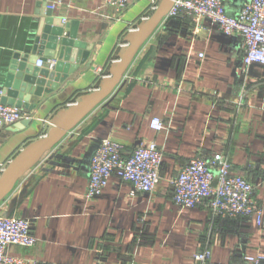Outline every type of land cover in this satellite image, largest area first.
Returning <instances> with one entry per match:
<instances>
[{
    "label": "crops",
    "instance_id": "obj_1",
    "mask_svg": "<svg viewBox=\"0 0 264 264\" xmlns=\"http://www.w3.org/2000/svg\"><path fill=\"white\" fill-rule=\"evenodd\" d=\"M160 1L140 0L117 11L102 0H0V102L21 101L9 94L17 62L44 60L38 55L48 51L47 39L39 44L43 20H62L64 36L74 32L90 48L87 63L53 93L32 95L30 108L23 105L30 119L19 123L22 129L0 130V175L47 134L59 111L99 88L127 35ZM224 1L234 16L244 0ZM45 2H59L51 18L41 8ZM196 26L190 17L164 20L111 102L70 131L0 204L3 216L31 219L37 239L31 248L12 247L11 255L39 264H199L195 255L209 250L207 264H242L245 256L264 254V224L256 218H217L205 206L182 208L172 199L170 182L192 159L221 154L232 173L254 184L255 201L264 204V66H245L240 36L225 35L208 20L199 32ZM43 63L32 73L51 68ZM155 118L163 120L164 131L152 128ZM105 139L123 144L127 153L157 143L164 154L162 180L152 194L133 192L112 176L101 196L87 200L89 163Z\"/></svg>",
    "mask_w": 264,
    "mask_h": 264
},
{
    "label": "built area",
    "instance_id": "obj_2",
    "mask_svg": "<svg viewBox=\"0 0 264 264\" xmlns=\"http://www.w3.org/2000/svg\"><path fill=\"white\" fill-rule=\"evenodd\" d=\"M102 1L105 6L123 11L140 0ZM57 4L59 2L49 3L46 9L53 11ZM157 7L158 4L153 7V12ZM180 17H190L197 24L196 32L202 29L200 22L208 20L225 35L240 36L245 66L256 63L264 66V0H244L234 16L227 14L224 0H177L165 20ZM50 63L53 67L56 62L51 60ZM36 66L43 68V61L38 60ZM238 93L239 102L243 103L245 90L241 88ZM27 119H30L29 115L17 107L0 102V130ZM151 126L157 132L166 129L160 118L153 119ZM163 158V151L154 141L127 153L123 144L110 139L101 140L89 163L87 200L101 196L112 176L129 184L133 192L152 194L162 180ZM170 183L173 202L179 207L205 206L217 218H256L260 227L264 224V204L255 201L254 184L244 176L232 173L231 164L224 155L192 159ZM36 243L31 219L0 214V264H39L36 260L9 253L12 247L31 248ZM209 258V250L195 255L199 264H207ZM242 264H264V254L245 256Z\"/></svg>",
    "mask_w": 264,
    "mask_h": 264
},
{
    "label": "water",
    "instance_id": "obj_3",
    "mask_svg": "<svg viewBox=\"0 0 264 264\" xmlns=\"http://www.w3.org/2000/svg\"><path fill=\"white\" fill-rule=\"evenodd\" d=\"M176 1L161 0L152 15L127 35L126 45L120 50L118 60L112 64L109 75L101 80L99 88L95 92L81 96L75 104L59 111L53 118L47 134L29 144L15 157L0 176V204L11 194L17 183L37 166L70 131L76 128L98 106L106 101L111 102V99L123 88L124 77L140 49L169 15ZM46 5V2L42 3L41 8L50 17L52 11L47 10ZM173 23L177 22L173 21ZM64 28L62 20H43L39 44L42 40L47 39L45 45L48 51L40 52L38 55H44L43 62L49 63L51 61L49 59L53 58L56 63L50 69H36L35 73H32L37 61L41 59L37 57L29 59L28 66L25 62H17L13 69L17 80L11 86L12 91L9 94L14 98L19 95L21 101L16 103L14 100L4 98L2 104H8V106L18 109H22L23 105L30 108L29 101L32 95L42 97L44 93H53L59 85L68 79L69 75L79 69L80 64L87 63L90 48L88 49L84 43L77 41L74 32L64 36ZM24 60L28 62V58ZM90 65L91 62H88L86 68ZM24 121L27 122L29 119ZM23 126V124H15L18 129H22Z\"/></svg>",
    "mask_w": 264,
    "mask_h": 264
}]
</instances>
